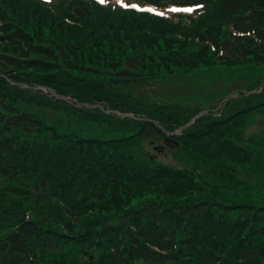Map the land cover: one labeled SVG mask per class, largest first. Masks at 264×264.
I'll return each mask as SVG.
<instances>
[{
    "label": "trees",
    "instance_id": "16d2710c",
    "mask_svg": "<svg viewBox=\"0 0 264 264\" xmlns=\"http://www.w3.org/2000/svg\"><path fill=\"white\" fill-rule=\"evenodd\" d=\"M239 67L264 68V0H0V264H264V182L236 170L258 168L238 139L264 77L219 111L213 94L150 96L193 98L180 79Z\"/></svg>",
    "mask_w": 264,
    "mask_h": 264
},
{
    "label": "rangeland",
    "instance_id": "374dc122",
    "mask_svg": "<svg viewBox=\"0 0 264 264\" xmlns=\"http://www.w3.org/2000/svg\"><path fill=\"white\" fill-rule=\"evenodd\" d=\"M244 68L248 67L225 68L227 70L224 68H219L217 71L193 73L189 76H186L185 79L183 77V79H180L179 81L181 83H187L192 87L186 88V92L188 94L194 93L196 96L193 98L190 97L189 99H178L179 97L174 96L170 89L165 90L164 88L158 87L157 85H152L150 87L151 91H149L152 93L150 96L152 99L156 100L165 99L167 103L170 102L171 104L180 102L184 105L190 104L193 106L202 100H195L197 95L203 96V104H205L206 95L213 94L215 95L213 102L221 103L223 102L225 96L228 97L229 94H236V88L238 91L245 92L247 88L258 81V74L260 77H264V68L252 70L250 74H247L246 70H243ZM258 71L261 72L257 73ZM260 88H262V86ZM39 90H42L44 94H47L48 92L45 89ZM70 103L74 104V101L70 100ZM77 106L80 105L77 104ZM245 106L246 102H233L229 105V110L234 112ZM46 114L53 123L56 120H60L61 125H65L68 130H72L73 132L84 136H100L103 133V130H105V128H100V126L95 125L94 123L79 121L77 118L63 111L57 113L47 111ZM244 126L245 128L243 131L239 133L240 135L238 140L241 142L240 145L244 146L245 148H249L252 151H259L261 153V157L260 161L258 162V168L256 172H254V170L252 171V169L250 170L251 164L247 165L245 168L241 167V165H236L237 175L247 184H251L252 186L261 185L264 182V113H256L251 117L249 115ZM144 146L146 147V145ZM154 154H156L158 160L164 164L177 165L179 163L174 155V152L172 151H168V154L166 155L164 153Z\"/></svg>",
    "mask_w": 264,
    "mask_h": 264
},
{
    "label": "water",
    "instance_id": "95a60500",
    "mask_svg": "<svg viewBox=\"0 0 264 264\" xmlns=\"http://www.w3.org/2000/svg\"><path fill=\"white\" fill-rule=\"evenodd\" d=\"M53 94L55 95V96H57L56 94H55V92L53 91ZM63 99V98H62ZM82 105H80V107H81ZM203 113H200L196 118H198L199 116H201ZM123 116H127V115H123ZM133 118V117H132ZM196 118H194L190 123H192V122H194L195 121V119ZM174 135H177V133H175Z\"/></svg>",
    "mask_w": 264,
    "mask_h": 264
},
{
    "label": "snow or ice",
    "instance_id": "6c2138e0",
    "mask_svg": "<svg viewBox=\"0 0 264 264\" xmlns=\"http://www.w3.org/2000/svg\"><path fill=\"white\" fill-rule=\"evenodd\" d=\"M134 7V6H133Z\"/></svg>",
    "mask_w": 264,
    "mask_h": 264
}]
</instances>
